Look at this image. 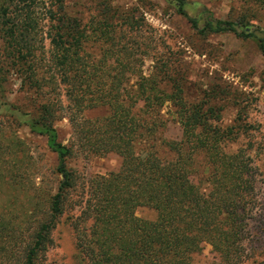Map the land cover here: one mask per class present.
<instances>
[{"label": "trees", "instance_id": "trees-1", "mask_svg": "<svg viewBox=\"0 0 264 264\" xmlns=\"http://www.w3.org/2000/svg\"><path fill=\"white\" fill-rule=\"evenodd\" d=\"M27 1L35 0H0V39L6 61H0V96H6L7 73L15 71L20 89L34 103L25 110L3 100L0 108L9 110L10 117L26 125L31 134L46 138L47 148L58 159L52 173L60 180L55 193L36 201L32 215L19 220L0 214V264H44L52 230L72 202L80 208L74 219L75 245L86 264H196L194 255L205 244L218 253L220 264H245L248 249L244 243L253 235L251 222L261 208L251 157L242 148L226 150L233 127L218 125L219 119L212 118L213 108L206 110L202 103L187 99L182 81L169 76V62L158 75L145 74L142 60L137 69L136 51L145 56L150 45L142 34L144 20L129 16L131 29L141 35L129 48L125 32L118 39L99 27L92 31L96 36L89 35L78 18L70 22L51 8L47 16L59 25L41 30ZM250 1L264 5V0ZM176 2L198 33L232 32L244 39L257 38L264 55V37L256 32L239 30L234 21L222 19L201 26L185 10L187 0ZM92 37L112 41L97 64L85 49ZM44 40H49L52 50L47 72L40 70L42 58L37 54ZM109 55L115 57L113 63L108 62ZM136 69L137 82L129 89L131 71ZM62 82L68 85L66 95L74 104V114L68 117L74 145L60 140L56 126L62 119L60 111L66 108L61 100ZM140 101L144 109L136 111ZM102 106L108 108L106 116H86L87 111ZM174 122L184 131H197L198 139L191 145L163 137ZM13 143L17 149L23 141L14 138ZM3 151L0 146L2 182L7 178ZM78 153H116L122 157V166L117 172L95 176L86 186L69 167V160ZM200 155L208 165L203 172L195 168ZM15 157L9 179L17 188L14 192L39 198L42 187L37 182L20 187L22 164ZM43 202L47 209L39 211ZM141 206L155 210L156 218L139 217L136 210ZM258 256L264 264V246Z\"/></svg>", "mask_w": 264, "mask_h": 264}, {"label": "rangeland", "instance_id": "rangeland-1", "mask_svg": "<svg viewBox=\"0 0 264 264\" xmlns=\"http://www.w3.org/2000/svg\"><path fill=\"white\" fill-rule=\"evenodd\" d=\"M187 1L185 10L190 16L198 18L201 26L214 19L230 20L236 23L239 30L254 31L259 37H264V5L250 0ZM31 2L27 1V4L33 5L39 18L37 28L41 30L59 25V22L50 21L47 16V11L51 8L58 17L65 15L70 22L78 18L81 28L87 30L89 35L96 36L92 31L99 27L111 31L114 38L118 39L124 36L125 32L129 48L134 45L136 38L138 41L141 40V35L139 33L135 35L131 29L129 16L145 21L142 34L150 45L145 56H141L140 51H136L135 58L139 60L137 69L140 68L139 64L142 60V70L145 74L158 75L164 63L169 62L172 65L169 76L171 80L182 81L187 99L202 103L206 110L213 108L215 115L212 118L219 119L218 125L223 128L233 127L231 135L226 139V150L235 151L242 148L251 157L256 195L260 203L258 207L261 209L251 222L253 235L244 243L248 249L245 264H260L262 257L258 254L264 246V229H262L264 226L260 225V221L264 222V55L260 50L259 40L240 38L232 32L202 35L180 13L176 0H35ZM42 45L43 48L41 47L37 52L42 58L39 66L40 70L44 68L47 72V62L52 50L49 40H44L40 46ZM85 45L87 55L97 64L110 49L112 41L92 37ZM4 48V42L0 39V61L6 63ZM114 59L115 57L109 55L108 62L113 63ZM137 69L131 71L134 73L131 74L129 89H132L131 84L137 82L139 72ZM6 78V96L3 98L0 96V101L8 100L25 110L31 108L34 102L30 100V94L20 89L19 75L13 71L7 73ZM66 86L68 85L62 82L61 100L66 108L60 111L62 119L56 122V126L60 140L65 144L74 145V130L68 120V117L74 114V104L68 101ZM144 106V102L140 101L135 110L142 111ZM107 113L108 108L102 106L87 111L86 116L97 118L106 116ZM10 115L9 110L0 108V146L4 149L2 157L6 162L7 173L5 181H0V212H2L0 214L6 218L16 217L23 220L34 213L38 199L42 201L45 196L57 191L60 177L52 171L58 159L57 155L47 148L45 137L31 134L26 125H18ZM162 136L172 141L185 140L192 145L198 139V132L184 131L174 122L168 126ZM14 138L23 141L22 146L17 149L13 143ZM15 156L22 164L20 176L23 177V181L20 187L26 188L31 181L37 182L42 187L39 198L33 200L14 192L17 188L9 179ZM197 162H200L195 165L198 172L207 169L208 165L203 161L202 155L197 157ZM121 166L122 157L116 153L100 156L78 153L69 160V167L78 172L80 180L86 186L95 176L117 172ZM46 209L43 202L39 211ZM79 214L80 208L75 206L74 202L65 207L64 213L58 218L52 230L51 242L42 260L44 264H86L79 256L75 245L74 219ZM136 214L149 220H154L157 216L156 211L147 206L138 207ZM18 256L21 258L19 252ZM194 261L196 264H220L218 253L210 244H205L194 255ZM11 262L10 264H18L15 261Z\"/></svg>", "mask_w": 264, "mask_h": 264}]
</instances>
